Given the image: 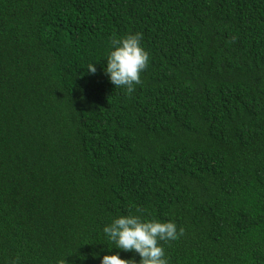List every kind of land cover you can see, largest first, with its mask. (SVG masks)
Listing matches in <instances>:
<instances>
[{"label": "trees", "instance_id": "16d2710c", "mask_svg": "<svg viewBox=\"0 0 264 264\" xmlns=\"http://www.w3.org/2000/svg\"><path fill=\"white\" fill-rule=\"evenodd\" d=\"M128 214L182 229L169 264H264V0H0V264L139 261L102 231Z\"/></svg>", "mask_w": 264, "mask_h": 264}, {"label": "clouds", "instance_id": "9594fccd", "mask_svg": "<svg viewBox=\"0 0 264 264\" xmlns=\"http://www.w3.org/2000/svg\"><path fill=\"white\" fill-rule=\"evenodd\" d=\"M142 33H128L111 41L105 58L104 74L115 88L123 87L127 93L135 90L141 83V73L147 67L149 54L142 46ZM87 72H96L95 63L87 66ZM111 247L123 251H134L140 257L123 259L118 253L105 254L100 257V264H169L163 244L175 240L182 234L178 232L173 221H159L142 218L140 215L128 214L113 218L102 229ZM99 256V253H93ZM57 264H65V259Z\"/></svg>", "mask_w": 264, "mask_h": 264}]
</instances>
